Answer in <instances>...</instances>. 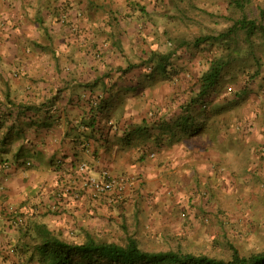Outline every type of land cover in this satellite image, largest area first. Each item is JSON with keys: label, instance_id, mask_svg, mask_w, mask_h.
<instances>
[{"label": "crops", "instance_id": "0c3cea01", "mask_svg": "<svg viewBox=\"0 0 264 264\" xmlns=\"http://www.w3.org/2000/svg\"><path fill=\"white\" fill-rule=\"evenodd\" d=\"M174 2L0 0V264H25L29 222L92 231L117 221L152 234L179 225L187 207L210 211L205 196L231 199L258 170L264 96L237 100L226 78L205 108L191 106L200 60L182 58L175 79L145 70L167 29L188 32V18H170ZM192 2L215 10L227 0ZM84 162L91 176L133 178L124 199H94L75 178Z\"/></svg>", "mask_w": 264, "mask_h": 264}, {"label": "trees", "instance_id": "16d2710c", "mask_svg": "<svg viewBox=\"0 0 264 264\" xmlns=\"http://www.w3.org/2000/svg\"><path fill=\"white\" fill-rule=\"evenodd\" d=\"M192 1L175 0L178 14L174 13L170 18L182 21L186 17L190 27L188 32L174 34L167 29L169 33L164 36L159 49L149 52L148 58L143 60L148 74L175 79L186 69L181 59L188 57L192 62L200 60L203 64L199 73L189 74L188 102L191 106L199 104L205 108L210 94L226 78L231 79L233 84L228 91L237 100H245L251 92L264 96V0H227L215 10ZM68 20L66 11L57 16L58 22L67 23ZM73 29L77 33L76 28ZM9 103L13 110L9 109L6 118L16 125L21 114L14 110L17 108L15 103ZM150 116L157 121L156 112ZM2 124L0 121V128ZM258 151L264 161V143ZM84 164L87 166L84 162L76 171L77 180H83L86 175L81 171ZM125 195L105 197L118 203ZM55 210L59 212L57 208ZM26 226L29 238L23 246L25 264H264V249L244 254L235 245L230 246L232 250L227 257L184 248L149 249L140 237V234L148 235L146 230L132 229L126 222L122 225L124 235L120 239L102 237L97 233L98 228L95 231L53 229L45 223L32 222ZM157 239L166 238L161 235Z\"/></svg>", "mask_w": 264, "mask_h": 264}, {"label": "rangeland", "instance_id": "374dc122", "mask_svg": "<svg viewBox=\"0 0 264 264\" xmlns=\"http://www.w3.org/2000/svg\"><path fill=\"white\" fill-rule=\"evenodd\" d=\"M232 84L230 79L226 86ZM257 167L258 170L249 173V178L237 181L235 187L237 194L231 199L216 194L214 203L210 194L204 197V199L208 198L206 201H212L211 204L207 202L205 205L210 211L187 207L188 215L180 220L179 225L174 224L175 227L173 225L162 229L153 226L152 234H140L145 247L153 250L184 248L186 251L224 257L229 256L231 245L237 246L244 254L263 250L264 161H261ZM203 186L206 189L210 187L209 184ZM122 225V222L117 221L111 223L108 228L99 225L97 233L102 237L120 239V236L124 235ZM161 235L166 239H157ZM170 236L177 239H172Z\"/></svg>", "mask_w": 264, "mask_h": 264}, {"label": "built area", "instance_id": "2783aa9c", "mask_svg": "<svg viewBox=\"0 0 264 264\" xmlns=\"http://www.w3.org/2000/svg\"><path fill=\"white\" fill-rule=\"evenodd\" d=\"M230 90V89H229ZM81 171L85 172L83 188L94 198L100 196H122L133 183V178L127 176H115L109 170H104L100 176H91L87 173V166L84 164ZM112 201V198H110Z\"/></svg>", "mask_w": 264, "mask_h": 264}]
</instances>
